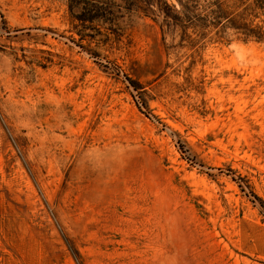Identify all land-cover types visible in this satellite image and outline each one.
<instances>
[{
  "label": "rangeland",
  "instance_id": "rangeland-1",
  "mask_svg": "<svg viewBox=\"0 0 264 264\" xmlns=\"http://www.w3.org/2000/svg\"><path fill=\"white\" fill-rule=\"evenodd\" d=\"M180 1L0 0V264H264V43Z\"/></svg>",
  "mask_w": 264,
  "mask_h": 264
},
{
  "label": "trees",
  "instance_id": "trees-1",
  "mask_svg": "<svg viewBox=\"0 0 264 264\" xmlns=\"http://www.w3.org/2000/svg\"><path fill=\"white\" fill-rule=\"evenodd\" d=\"M229 0H216L215 5L217 7V14H220V18L222 20H228L230 18V16H225L226 14H224L223 9L225 8V5L227 4ZM236 2L238 3V7L239 8H245L241 13L236 14L235 17L233 18L231 14V19H229L228 21L230 22V24H232V28L235 30H244L246 32V40L244 41H248V40H254L256 42L259 43H264V25L261 26H256L254 28H252L250 25L244 23V24H238V19H245L244 16L248 15V16H252L253 14L256 15L257 11H262L264 10V0H236ZM179 4L181 6V10L177 11L176 18L177 21L181 20L182 16L189 18V14H194V12L192 10H190V8L188 6H186L185 4H183L180 0H179ZM86 4L83 7V12L86 11ZM222 13V16H221ZM199 18H201L202 20L199 21H204L203 19L206 18V16L201 17V15H198ZM247 20V18L245 19ZM192 21V20H189ZM193 23V22H191ZM176 25H178L177 22H175Z\"/></svg>",
  "mask_w": 264,
  "mask_h": 264
}]
</instances>
